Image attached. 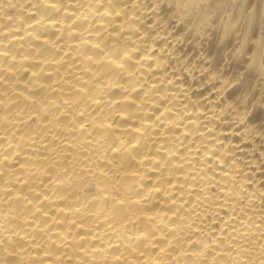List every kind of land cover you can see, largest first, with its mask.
Instances as JSON below:
<instances>
[{"label":"bare ground","instance_id":"obj_1","mask_svg":"<svg viewBox=\"0 0 264 264\" xmlns=\"http://www.w3.org/2000/svg\"><path fill=\"white\" fill-rule=\"evenodd\" d=\"M262 41L264 0H0V264H264Z\"/></svg>","mask_w":264,"mask_h":264},{"label":"snow or ice","instance_id":"obj_2","mask_svg":"<svg viewBox=\"0 0 264 264\" xmlns=\"http://www.w3.org/2000/svg\"><path fill=\"white\" fill-rule=\"evenodd\" d=\"M236 23L240 26H243V24L245 23V18H241L239 21H236ZM233 25L229 24L227 26V30L230 31L232 30ZM261 47L262 49H264V41L261 42ZM262 61H264V58H262ZM217 75L215 76V79L219 81L220 77L224 75V73H220L219 70L217 69ZM238 83H240L241 88L243 87V78H241ZM232 84V81H224L223 83V87L226 89L228 86H230ZM237 105H243L246 103H250L249 98L246 95H240L236 101Z\"/></svg>","mask_w":264,"mask_h":264}]
</instances>
